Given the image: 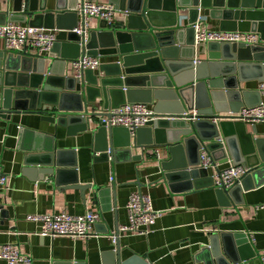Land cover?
<instances>
[{"label": "water", "instance_id": "obj_1", "mask_svg": "<svg viewBox=\"0 0 264 264\" xmlns=\"http://www.w3.org/2000/svg\"><path fill=\"white\" fill-rule=\"evenodd\" d=\"M12 1L9 13V0H0V25L27 23L56 30L49 53L64 61L63 69L65 61L83 56L108 61L75 78L64 71L54 73L46 64L51 60L48 56L27 51L15 55L0 48L1 119L11 121L13 115L37 112L41 121L78 125L75 132L82 133L90 121L106 117L108 111L125 103L151 105L153 119L134 134L121 127L98 126L95 137L103 139V147L94 149L96 159L114 162L120 154L155 163L157 182L171 192L184 193L212 186L208 170L199 166L203 149L212 162L230 161L248 168L240 186L229 191L216 189L226 206L231 201L241 203L234 199L235 194L240 198L241 192L264 184V139L246 133L244 123L236 117L219 115L260 103L257 91H242L238 85L252 79L264 81V0H109L121 15L111 25L99 21L96 28L84 31V37L71 31L78 22L76 8L84 0ZM198 18L204 24L207 18L217 20L220 31L257 34L259 43H207V59L195 60L192 24ZM184 51L189 54L182 60ZM99 107L102 113L96 112ZM119 134L125 135L121 142L117 141ZM130 135L139 156L131 157ZM44 150L46 157L27 160L43 168L39 174L50 176L58 188H90L79 185L76 167L65 162L63 151L50 145ZM160 154L169 159H160ZM41 159H47V164L41 165ZM209 244L199 254L203 264H240L256 255L251 244L237 235H211ZM138 260L116 259L112 264H146Z\"/></svg>", "mask_w": 264, "mask_h": 264}, {"label": "crops", "instance_id": "obj_2", "mask_svg": "<svg viewBox=\"0 0 264 264\" xmlns=\"http://www.w3.org/2000/svg\"><path fill=\"white\" fill-rule=\"evenodd\" d=\"M84 1L109 4V0ZM12 2L9 0V13H12ZM52 2L50 9L53 8ZM5 9L2 1L1 11ZM80 20L78 15L77 21ZM181 23L186 25V22ZM98 24L95 19L88 20V28L94 29ZM203 27L219 30V22L207 18ZM193 47L195 60L207 59L206 44H194ZM0 48H3L1 43ZM188 54L184 51L181 59L185 60ZM43 56L51 58L46 64L54 73L64 71L67 75H74L70 62L65 61L63 69L64 61L57 55L46 53ZM107 61L99 57L100 64ZM263 82L248 80L239 83L238 89L257 91ZM147 106L153 111V106ZM96 112L103 111L99 107ZM219 115L237 117V113ZM97 121H90L85 132L76 133L78 125H52L41 121L37 112L13 115L11 121L0 118V158L6 176V188L0 191V247L12 246L30 259L29 264H112L116 259L123 262L131 258L146 264H203L199 254L203 248L209 247L210 236L225 234L240 236L255 251V257L240 264H262L264 209L261 206L264 205V184L241 192L240 198L235 194L234 199L237 202L241 199V203L231 201L229 206L222 200L220 202L213 186L184 193L171 192L163 182H157L156 164L144 161L142 157L141 161H134L127 159L128 155L119 154L114 162L96 159L94 149L103 147V139L95 137ZM244 125L246 133L253 138L264 139V123ZM32 134L42 135L43 139ZM124 138V134L117 135L118 142ZM133 142L134 137L130 135L131 157L139 156L140 150L133 147ZM48 145L64 152L65 162L76 167L79 185H89V189L58 188L50 176L39 174L43 168L37 167V162H27L32 156L46 157L44 149ZM107 151H110L109 147ZM160 159L169 158L160 154ZM47 162V159H41L40 164ZM230 164V161L221 164L218 170ZM216 172V168H209V177L213 179ZM110 178H113L112 181ZM134 192L149 195L153 209L161 215L150 227L148 235L120 233L116 244H113L109 235L128 224L125 205ZM86 212L98 214L99 221L90 237L84 240L41 237L37 234L38 224L27 220V216L33 214L79 216ZM0 264L7 263L0 260Z\"/></svg>", "mask_w": 264, "mask_h": 264}, {"label": "built area", "instance_id": "obj_3", "mask_svg": "<svg viewBox=\"0 0 264 264\" xmlns=\"http://www.w3.org/2000/svg\"><path fill=\"white\" fill-rule=\"evenodd\" d=\"M81 20L71 30L77 36L84 37V31L88 29V20L95 19L111 25L115 18L121 15L118 9L110 4H94L83 1L76 11ZM203 20L197 19L192 24L194 30V44L207 43H229L243 44L244 46H256L259 43L257 34L250 32H230L219 30H207L203 27ZM56 30L33 28L21 23H10L0 25V43L7 52L34 51V54L43 56L52 49L56 41ZM86 36V35H85ZM83 41H86L83 40ZM74 71V77L79 78L86 70H95L99 66V57L83 56L70 62ZM257 92L260 95V103L254 107H242L237 112V120L243 123H264V82L259 85ZM106 117L97 121V126L106 128H125L130 134H134L138 128L145 127L154 117L153 111L142 103H125L117 109L107 112ZM194 116L196 113L193 114ZM109 153V151H107ZM199 166L205 170L216 168L217 172L212 179V186L216 189L229 191L239 186L242 179L247 175L248 169L241 165H228L218 170L221 164L212 162L205 150L199 152ZM113 178H110L112 181ZM6 188V176L3 174L0 158V191ZM128 213V224L117 228L116 232L109 235L113 244H116L120 233H131L138 236H146L149 229L154 225L161 212L155 211L151 199L147 194L140 192L131 193L125 205ZM264 209V205L261 206ZM27 220L38 224V235L54 239L57 237H68L71 239H87L90 237L94 226L99 221V215L86 212L83 215L72 216L66 213L27 216ZM0 260L7 264H29L30 259L22 256L10 245L0 247ZM264 264V257L261 259Z\"/></svg>", "mask_w": 264, "mask_h": 264}]
</instances>
